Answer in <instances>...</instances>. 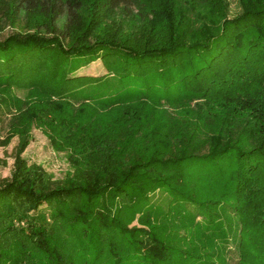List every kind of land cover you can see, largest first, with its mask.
<instances>
[{
    "label": "trees",
    "instance_id": "16d2710c",
    "mask_svg": "<svg viewBox=\"0 0 264 264\" xmlns=\"http://www.w3.org/2000/svg\"><path fill=\"white\" fill-rule=\"evenodd\" d=\"M239 2L231 17L227 0H0L35 30L0 41V145L19 137L0 264H183L185 220L223 215L238 262L264 264V0ZM97 60L107 75H74ZM35 128L70 154L63 183L22 156Z\"/></svg>",
    "mask_w": 264,
    "mask_h": 264
},
{
    "label": "rangeland",
    "instance_id": "374dc122",
    "mask_svg": "<svg viewBox=\"0 0 264 264\" xmlns=\"http://www.w3.org/2000/svg\"><path fill=\"white\" fill-rule=\"evenodd\" d=\"M11 0H7L9 2ZM230 5V16L234 17L241 12L239 0H227ZM6 7H0V41L6 39L9 35L28 30L34 32L27 26V17L23 10H20L16 16L12 17L4 11ZM144 14L139 13V9L135 8L132 15L118 13L116 19L122 21L125 30L135 29L143 22ZM65 19L59 21V26L64 25ZM108 71L101 60L92 62L91 64L82 67L74 75H91L104 76ZM24 92L19 91L18 95L24 96ZM14 110L9 107L0 106V136L4 137L9 128V122ZM19 142V137H13L11 143L6 146L0 145V158L7 161V164L0 165V180L10 177L16 154V147ZM70 154L68 152H58L52 146L49 138L40 129H33L32 138L23 152L22 156L29 164L37 163L42 165L49 173L54 176L57 183H63L72 166L70 163ZM204 187L201 189L203 193H209ZM212 189V188H211ZM217 189V188H216ZM156 202L165 203L162 200V194L153 196ZM42 211H48V206L44 205ZM208 216H199L198 221L192 223L189 219L185 221L190 223L189 227L185 228L184 233L187 238H179L181 240L180 248L186 252V262L183 264H240V225L235 217L223 215L209 220ZM200 220V221H199ZM189 221V222H188ZM179 222L174 217H170V221H166L169 227L174 228ZM21 224H24L21 222ZM132 225H138L135 221ZM131 225V226H132ZM175 239V236H173ZM103 264H111V261H106ZM120 264H152L144 260L136 259L133 262L124 260Z\"/></svg>",
    "mask_w": 264,
    "mask_h": 264
}]
</instances>
